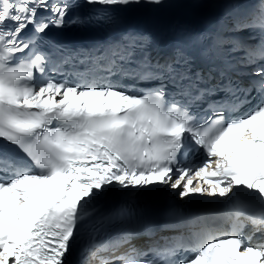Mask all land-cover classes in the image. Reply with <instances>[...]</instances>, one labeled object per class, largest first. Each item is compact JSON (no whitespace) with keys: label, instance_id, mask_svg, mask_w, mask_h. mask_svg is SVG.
<instances>
[{"label":"snow or ice","instance_id":"snow-or-ice-1","mask_svg":"<svg viewBox=\"0 0 264 264\" xmlns=\"http://www.w3.org/2000/svg\"><path fill=\"white\" fill-rule=\"evenodd\" d=\"M162 2L83 0L81 18L79 0H0V264H68L112 188L160 186L228 207L141 246L91 235L78 264H264V0L203 28L123 26ZM69 23L102 35L42 46Z\"/></svg>","mask_w":264,"mask_h":264}]
</instances>
